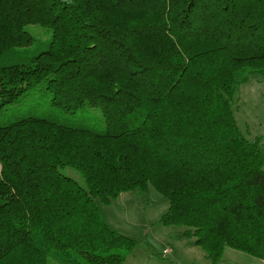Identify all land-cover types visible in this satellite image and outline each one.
<instances>
[{"label":"trees","instance_id":"obj_1","mask_svg":"<svg viewBox=\"0 0 264 264\" xmlns=\"http://www.w3.org/2000/svg\"><path fill=\"white\" fill-rule=\"evenodd\" d=\"M262 79L264 0H0V264H122L100 206L150 187L170 240L264 261Z\"/></svg>","mask_w":264,"mask_h":264},{"label":"rangeland","instance_id":"obj_2","mask_svg":"<svg viewBox=\"0 0 264 264\" xmlns=\"http://www.w3.org/2000/svg\"><path fill=\"white\" fill-rule=\"evenodd\" d=\"M29 104L10 107L1 119L12 120L27 113ZM234 116L242 134L247 138L260 135L264 150V79L251 81L239 87L233 101ZM16 116V117H14ZM80 121H86L81 117ZM65 174L81 181L78 172L65 167ZM167 202L153 187L146 192L121 193L109 205H101L105 222L118 232L128 235L136 245L122 264H211L206 251L192 241L170 240L160 217ZM219 264H264L241 251L225 248Z\"/></svg>","mask_w":264,"mask_h":264}]
</instances>
